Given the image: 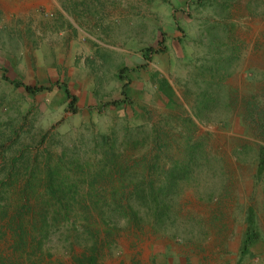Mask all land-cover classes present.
Returning a JSON list of instances; mask_svg holds the SVG:
<instances>
[{
  "label": "rangeland",
  "instance_id": "374dc122",
  "mask_svg": "<svg viewBox=\"0 0 264 264\" xmlns=\"http://www.w3.org/2000/svg\"><path fill=\"white\" fill-rule=\"evenodd\" d=\"M262 155L264 0H0V264H264Z\"/></svg>",
  "mask_w": 264,
  "mask_h": 264
},
{
  "label": "trees",
  "instance_id": "16d2710c",
  "mask_svg": "<svg viewBox=\"0 0 264 264\" xmlns=\"http://www.w3.org/2000/svg\"><path fill=\"white\" fill-rule=\"evenodd\" d=\"M18 86H20V87H23V88H25L28 92H30V93H33V92H35L36 90L37 91H39L40 89L38 88H35V87H32L31 85H26V84H22V83H16ZM71 98H72V101H74V100H76L74 97H72L71 96ZM113 104H119L118 103V101H115V102H113ZM260 168L261 169H263L264 168V155H262L261 156V159H260Z\"/></svg>",
  "mask_w": 264,
  "mask_h": 264
},
{
  "label": "bare ground",
  "instance_id": "6f19581e",
  "mask_svg": "<svg viewBox=\"0 0 264 264\" xmlns=\"http://www.w3.org/2000/svg\"><path fill=\"white\" fill-rule=\"evenodd\" d=\"M254 33V32H253ZM242 210V209H241Z\"/></svg>",
  "mask_w": 264,
  "mask_h": 264
}]
</instances>
